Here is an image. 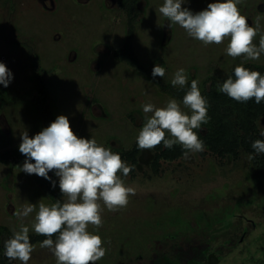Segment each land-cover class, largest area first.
<instances>
[{
    "label": "rangeland",
    "instance_id": "1",
    "mask_svg": "<svg viewBox=\"0 0 264 264\" xmlns=\"http://www.w3.org/2000/svg\"><path fill=\"white\" fill-rule=\"evenodd\" d=\"M163 2L136 0L131 40L135 54L148 69L157 64L166 69L164 78L152 82L114 57L124 48L130 30L119 0H0V62L14 76L9 87L0 85V229L14 233L23 223L29 226V235L38 234L32 225L39 203L53 204L26 173L1 157L19 148L25 131L31 138L46 128L39 106V76L55 119L67 116L78 138L127 150L136 143L145 117L151 116L142 106L166 105L172 97L161 85H172L178 69H185L188 83L197 80L202 89L212 82L219 85L241 64L264 66V55L258 60L227 55L228 39L205 45L189 37L159 12ZM214 2L189 0L182 7L195 13ZM239 9L250 26L257 17L264 25V0H243ZM261 35L264 31L254 38L255 44ZM184 110L190 114V109ZM260 128L264 132V119ZM203 152L164 162L156 175L153 153L145 151L136 175L124 178L136 189L127 206L110 211L100 202L102 225L98 229L88 225L107 249L95 264H152L168 245L179 243L175 239L185 237L202 239L210 247L208 256H220L218 264H264V167L254 168L245 153L235 161ZM27 203L36 209L18 219L15 213ZM28 264H57V259L38 244Z\"/></svg>",
    "mask_w": 264,
    "mask_h": 264
},
{
    "label": "clouds",
    "instance_id": "2",
    "mask_svg": "<svg viewBox=\"0 0 264 264\" xmlns=\"http://www.w3.org/2000/svg\"><path fill=\"white\" fill-rule=\"evenodd\" d=\"M188 3L189 0H164L159 12L172 24L185 29L189 37L205 45L221 44L228 39L226 53L229 56L244 55L246 59L258 60L264 55V35L260 36L258 45L253 42L264 31L261 17L250 26L239 9L243 0H215L205 10L195 13L189 7H182ZM165 72L166 69L157 64L152 76L164 78ZM13 79V73L0 62V85L7 88ZM187 83L185 69H178L171 80L172 86L183 88ZM218 83L219 92L237 102L246 103L253 98L256 104L264 102V74L243 64L234 68L233 76ZM198 85L199 81L192 80L182 102L169 98L164 107L152 103L142 106L143 112L151 113V116L145 117L136 137L140 149H152L161 143L172 149L179 144L183 146L186 160L191 153L205 150V143L195 130L208 123L209 103ZM185 107L190 109V114ZM261 135L264 136V132ZM21 141L19 152L25 156L21 171L42 177L55 188L56 181L49 173L56 170L54 175L59 180V189L62 194H67V202L63 204L60 200L51 205L39 203L32 229L48 237L41 242V247L53 252L57 264H95L105 256L107 249L101 236L88 231V225H95L97 229L102 225L100 202L110 211L127 206L129 197L136 193L124 179L132 168L119 152L99 144L94 138H78L70 127L69 118L64 115L31 138L25 131ZM251 147L255 154L264 153V140H255ZM36 207L27 203L15 215L22 220ZM29 232V226L21 223L13 236L5 241L4 255L8 259L28 264L34 250ZM54 234H58L55 240L52 239Z\"/></svg>",
    "mask_w": 264,
    "mask_h": 264
},
{
    "label": "trees",
    "instance_id": "3",
    "mask_svg": "<svg viewBox=\"0 0 264 264\" xmlns=\"http://www.w3.org/2000/svg\"><path fill=\"white\" fill-rule=\"evenodd\" d=\"M120 5L129 17L130 30L124 48L115 52L114 57L129 65L140 76L156 82V77L153 78L152 76L153 68L148 69L142 65L135 54L131 41L137 20L136 0H120ZM243 66L252 71H258L264 74V66L254 64H246ZM233 70H231L229 76H233ZM190 86L191 83H188L183 88L172 85H161V89L172 98L182 102ZM38 87L40 95L39 106L45 118L46 127H48L51 122H54L55 118L48 105L49 93L42 76H39ZM200 90L201 94L208 100V116L210 119L208 123L203 124L200 129H196L195 131L198 132L200 139L204 141L205 149L209 153L224 160L231 157L237 161L245 153L251 157L254 168L262 170L264 167V153L255 154L251 145L257 139L264 140L260 128V122L264 119V102L256 104L254 98L246 103L237 102L229 98L226 94L220 93L219 85L215 82H212L209 88H202ZM146 150H151L153 153L151 167L153 173L156 175L162 171L164 162H175L184 158L183 146L179 144L174 145L172 149L165 148L163 143L152 149H140L137 143H135L130 149H116L113 151L120 153L122 159L132 168L129 174L134 177ZM206 154V152L202 153V155ZM1 157L7 165L19 169H21L25 160V156L19 152V148L8 151ZM32 162L34 163V161ZM27 175L51 198L53 203L56 200H60L62 204L67 202L65 199L66 194L61 193L59 180L53 171L49 175L56 181L57 186L55 188L52 187L48 180L42 177H38L35 174ZM56 235L58 234L53 235V240H55ZM12 236L13 233L7 227L0 229V264H13L12 260L4 255V243ZM29 237L34 246L41 244L44 239L48 238L41 234H31ZM198 238L194 237V239H191L185 237L178 240L175 239L179 243L176 242L175 245H168V250L161 257H155L152 264H218L220 256L215 254L208 256L210 247L202 239ZM222 249H225V246ZM232 249L233 247L223 255L231 252Z\"/></svg>",
    "mask_w": 264,
    "mask_h": 264
},
{
    "label": "flooded vegetation",
    "instance_id": "4",
    "mask_svg": "<svg viewBox=\"0 0 264 264\" xmlns=\"http://www.w3.org/2000/svg\"><path fill=\"white\" fill-rule=\"evenodd\" d=\"M119 5H120V0H119ZM121 6V5H120Z\"/></svg>",
    "mask_w": 264,
    "mask_h": 264
}]
</instances>
